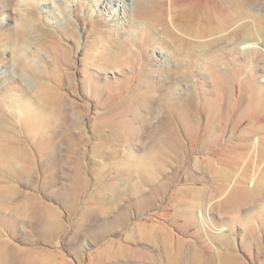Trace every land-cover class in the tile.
Segmentation results:
<instances>
[{
    "label": "rangeland",
    "instance_id": "obj_1",
    "mask_svg": "<svg viewBox=\"0 0 264 264\" xmlns=\"http://www.w3.org/2000/svg\"><path fill=\"white\" fill-rule=\"evenodd\" d=\"M96 2L16 0L0 10V191L13 190L12 210L22 199L36 209L26 222L0 214L9 264H264V160L239 136L264 129V96L261 108L253 102L264 94V0L240 19L224 0H161L166 12L145 22ZM26 7L29 41L11 37ZM194 24L203 43L186 66L169 51ZM130 31L136 60L103 65L97 44ZM39 89L62 108L45 125ZM9 147L21 149L25 172L9 168Z\"/></svg>",
    "mask_w": 264,
    "mask_h": 264
},
{
    "label": "bare ground",
    "instance_id": "obj_2",
    "mask_svg": "<svg viewBox=\"0 0 264 264\" xmlns=\"http://www.w3.org/2000/svg\"><path fill=\"white\" fill-rule=\"evenodd\" d=\"M24 1H26V0H24ZM97 1L98 2H96V3L98 5H100V7L102 6L106 9H110L109 12L112 13L113 17L119 16V13L127 12V13H131L133 20H135V22L136 21L137 22L144 21V19L148 20L149 17L155 16V15L157 16L160 13L164 14L166 12V9H167V6H165V4H161V0H108L107 3L105 2L107 0H97ZM224 1H226L228 4L233 6L231 13L228 15V17H234V18L238 17L239 18V17H245L246 15H248V10H247L248 2L249 1H256V0H224ZM18 2H19V0H18ZM17 4H16V0H0V10H4L6 8H14L15 5H17ZM23 4L27 5L25 3H23ZM32 13H34L33 9H30L27 7L22 8V10H20L19 14L21 16L20 17L21 21H19L20 24L18 25V29L16 30V32L13 30L14 33H12L11 37L14 35V37H17V38L19 37V38H21V40L25 38L23 35L25 34L26 21L32 17ZM64 16L68 19L69 22H71V20H69L70 14L68 13L67 9L64 11ZM201 17H198V19L203 20V18H201ZM208 17H212V16H208ZM66 25H68V24H66ZM200 25L194 24V25L185 27L181 31L182 34L176 35V37H175V40L180 43L181 47H178L176 49L173 48V49H170L172 51H169V52H172V54H174L176 56H178V55L181 56V59L185 61L186 66H188V64H192V63H195L196 61H198L199 54L196 55L195 53H200L201 50L195 51V49H197V47L201 46V44L203 43L202 37H204V35H203L204 33L202 32ZM39 28H41V26H39ZM212 28H207L206 31L209 34H213L214 29H212ZM68 29L70 31V29H72V28H69V26H66V30H68ZM147 30H148L147 28H145L144 26L141 25L138 27L137 32L139 35H141V34L143 35V33L146 32ZM206 31H205V33H206ZM131 34H132V31H130L129 33H126V34H120V36H121L120 37L115 33L113 36H111V37L109 36L110 38L108 39V43L109 42H111V43H109L107 45L104 43L97 44V45H99L98 48L101 49L99 57L103 61V63H102L103 65H105L106 67L128 65L131 63V61L136 60L138 52L130 47V45L131 46L133 45L132 44L133 39L130 38ZM26 36L28 37V35H26ZM27 39H29V38H27ZM27 39L25 38L24 40H27ZM23 41H21V43ZM27 41H29V40H27ZM27 41H25L24 44ZM18 42H20V41H18ZM156 42L159 44H163V40H158ZM27 44H30V43H27ZM27 44H25L26 45V47L24 48L25 50L30 48V46ZM116 48L117 49L121 48V50L119 49V51L115 52ZM162 51H163V49H162ZM23 62H24V60H23ZM174 62H175V60H171V63L174 64ZM27 68H29V67H27ZM180 68L181 67H178L179 70L174 71V77H173V80H174V82H176V85L178 86V88H179V86L185 85V81H186V79H185L186 71L184 70V68H181V69ZM181 78H183V79H181ZM46 85H49V83H46ZM39 93H40L39 98L42 97L47 102L46 108L44 107L45 108L44 109L45 116L42 119L43 125H45V124L49 123L48 118L50 117L49 116L50 112L51 111L52 112L53 111L54 112L55 111L56 112L61 111L62 108L60 105V100H58V98L51 97L52 94L49 92V89H46V90L39 89L38 94ZM150 93H151V89L145 90L143 92V95H144V97H148L150 95ZM164 95L165 96H167V95L171 96V95H174V93L171 91L170 92L168 91V92H165ZM186 95H185L184 99H189L190 95L189 94H186ZM262 95L264 96V94L262 92V88H258V90L254 91L255 99H253V102L255 100V103L260 108H261V105H259V102L261 101L260 98L262 97ZM151 100H153V99H151ZM142 106H144V105H142ZM44 132L45 131L43 130V133ZM255 134H258L260 137L259 138L257 137L256 139L253 140L252 138ZM262 134H264V129L260 128V129H258V131H252L251 133L250 132H244L243 134L239 135L240 137L242 136V138L247 140L246 143H243L241 145H243V146H250L252 144H256V145L258 144L259 145V153L257 156H255V159H254L255 162H260V161L264 160V137L261 138V136H263ZM47 145H48V147H50L52 149L51 150L52 152H57L56 151V145H55L54 141L48 140ZM260 146H261V148H263V149H261V151H260ZM71 151H72V149H71ZM23 155L24 154L22 153V151L19 147L18 148L9 147V150H7L5 153L4 159L9 162V168L10 169L17 170L18 172H25L26 167H25V164L23 163V161H25L23 159ZM145 158L147 160L151 161L150 156H147ZM249 160L250 161L252 160V156L249 157ZM218 170L225 177L231 176V172L228 173V170H226V169L224 170V169L219 168ZM51 171H53L52 172V176H53L56 171H54L53 169ZM259 186L264 187V179L263 178L259 179ZM12 191H13L12 189L11 190L9 189V192H8L7 188L0 191V199L4 200L7 204V205H5L6 206L5 209L2 208L5 206H0V214L2 217L1 221L9 222L10 217H15L17 219H18V217H21V218H23L24 222H26L32 217L33 211H34V213H36V209L32 208L29 205L28 201L22 199V202L17 205L18 206L17 210H15V211L12 210L10 207V205L14 202V198H13V195L11 193ZM199 214H200L201 219L203 220L202 222L208 223V220L204 216V212L199 210ZM43 215L47 218L46 219L47 222L54 224L53 227L55 228V222H54V218H53L54 209L51 207H49L48 209H45ZM6 242H7L6 239H0V264H9V261L11 259L10 255H9V246H2ZM33 261H34V264H38L36 259H34ZM17 264H30V261H29V259L23 258L20 261H18Z\"/></svg>",
    "mask_w": 264,
    "mask_h": 264
}]
</instances>
